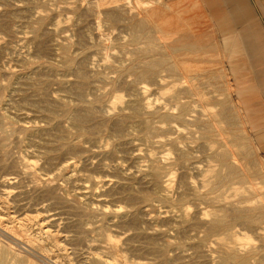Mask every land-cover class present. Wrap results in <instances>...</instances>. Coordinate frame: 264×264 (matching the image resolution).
Returning <instances> with one entry per match:
<instances>
[{
    "label": "rangeland",
    "instance_id": "rangeland-1",
    "mask_svg": "<svg viewBox=\"0 0 264 264\" xmlns=\"http://www.w3.org/2000/svg\"><path fill=\"white\" fill-rule=\"evenodd\" d=\"M163 10L0 0V216L28 215L56 264H220L222 238L264 264V160L222 50L208 24ZM216 214L230 225L211 228Z\"/></svg>",
    "mask_w": 264,
    "mask_h": 264
},
{
    "label": "crops",
    "instance_id": "crops-1",
    "mask_svg": "<svg viewBox=\"0 0 264 264\" xmlns=\"http://www.w3.org/2000/svg\"><path fill=\"white\" fill-rule=\"evenodd\" d=\"M145 1H162L163 11H183L189 25L210 26L230 72L231 90L264 160V0Z\"/></svg>",
    "mask_w": 264,
    "mask_h": 264
},
{
    "label": "bare ground",
    "instance_id": "bare-ground-1",
    "mask_svg": "<svg viewBox=\"0 0 264 264\" xmlns=\"http://www.w3.org/2000/svg\"><path fill=\"white\" fill-rule=\"evenodd\" d=\"M139 2L143 5V6H146V5H149V4H151L150 2H144V1H141V0H139ZM160 2V1H159ZM159 4V3H158ZM168 7V6H167ZM165 9V8H164ZM169 9V8H168ZM62 25V24H61ZM139 25V24H138ZM62 28V27H61ZM136 28V27H135ZM57 29H60V28H57ZM133 30V29H132ZM134 32V31H133ZM138 32H140V31H138ZM144 32V31H143ZM150 32V31H149ZM57 33V32H56ZM59 33V32H58ZM148 34V33H147ZM192 36V35H191ZM186 37H188V36H186ZM194 37V36H193ZM179 38V37H178ZM203 38V37H202ZM207 38V37H206ZM205 39V38H204ZM160 40V39H159ZM181 40V39H180ZM198 40V39H197ZM182 42V41H181ZM150 43H152L151 41H150ZM157 43V42H156ZM155 43V44H156ZM186 44V43H185ZM200 44V43H199ZM180 45V44H179ZM171 46V45H170ZM208 47V46H207ZM209 48V47H208ZM184 50V52L186 51V49H183ZM182 50V51H183ZM187 50H189V49H187ZM191 50H193V49H191ZM186 53H187V51H186ZM162 55H166V54H162ZM197 55V54H196ZM206 56V55H205ZM207 57V56H206ZM70 60V59H69ZM163 60V59H162ZM180 60V59H179ZM183 60H184V58H183ZM199 60V59H198ZM201 60V59H200ZM181 61V60H180ZM190 62V61H189ZM203 63V62H202ZM164 64V63H163ZM169 64V63H168ZM183 65L185 64L184 62L182 63ZM187 64V63H186ZM188 64H190V63H188ZM199 64H201V63H199ZM148 65V64H147ZM147 65H145V66H147ZM151 65V64H150ZM157 66V65H156ZM155 66V67H156ZM163 66V65H162ZM178 66V65H177ZM188 66V65H187ZM148 67H150V66H148ZM165 67V66H164ZM164 67H162V68H164ZM180 67V66H179ZM184 68H185V66H183ZM157 68V67H156ZM161 68V69H162ZM174 68V67H173ZM182 68V67H181ZM170 69H172V68H170ZM145 70V69H144ZM143 69H142V71H144ZM150 70V69H149ZM152 70V69H151ZM179 70V69H178ZM181 70V69H180ZM179 70V71H180ZM148 72V71H147ZM153 72V71H152ZM174 72V71H173ZM136 73H138V72H136ZM175 73V72H174ZM80 74V73H79ZM141 74V76L142 77H145L146 76V71H144V72H142V73H140ZM151 74V73H150ZM184 74V73H183ZM206 74H210V73H207L206 72ZM211 74H213L212 72H211ZM82 75V74H81ZM80 75V76H81ZM139 75V74H138ZM193 75V74H192ZM200 75V74H199ZM199 75H197V76H199ZM202 75V74H201ZM148 76V75H147ZM213 78V77H212ZM211 79V78H210ZM221 79V78H220ZM215 81V80H214ZM205 82V81H204ZM228 85V89L231 91V86H230V82L227 84ZM74 91H78V89L77 90H74ZM195 91V90H194ZM79 92V91H78ZM201 92V91H200ZM204 92V91H203ZM205 94V93H204ZM174 98V97H173ZM203 98H204V96H203ZM223 99V98H222ZM206 100V99H205ZM210 99L208 98V101H209ZM225 100V99H224ZM221 101V100H220ZM224 102V101H223ZM209 103V102H208ZM221 103V102H220ZM228 102L226 101V104H227ZM38 104V103H37ZM205 104V103H204ZM210 104V103H209ZM213 104V103H212ZM225 104V103H224ZM44 106V105H43ZM215 107V106H214ZM185 108H187L186 106H185ZM93 109V108H92ZM91 109V110H92ZM182 109H183V107H182ZM224 109L226 110L227 108H226V105H224ZM67 110V109H66ZM66 110H65V112H66ZM69 111V110H68ZM185 111V110H184ZM239 113L241 112V108H239ZM91 112V111H90ZM188 112V111H187ZM216 112V111H215ZM218 112V111H217ZM93 113H94V111H93ZM184 113V112H183ZM66 115V114H65ZM210 115H211V113H210ZM131 117V116H130ZM230 117V116H229ZM229 117H227L228 119H229ZM86 115H81V114H79V115H73V117H72V122L71 123H73V126L75 127V128H77L79 131H81L82 130V128H83V126H84V123H85V121H86ZM92 119V118H91ZM199 119V118H198ZM241 119V118H240ZM167 121V120H166ZM219 121H220V119H219ZM224 121H225V119H224ZM223 121V122H224ZM90 122V121H89ZM222 122V121H221ZM234 122V121H233ZM237 122V121H236ZM188 123V122H187ZM88 125V124H87ZM239 126V125H238ZM85 127V126H84ZM87 127V126H86ZM228 127H230V126H228ZM85 129V128H84ZM223 129V128H222ZM227 129V128H226ZM225 129V130H226ZM231 129V128H230ZM236 129V128H235ZM149 130V129H148ZM151 130V129H150ZM224 130V129H223ZM232 130H233V128H232ZM223 132V131H222ZM240 132V131H239ZM234 133V132H233ZM232 134V133H231ZM240 134V133H239ZM237 136V135H236ZM233 137V136H232ZM215 139H218V138H216L215 137ZM229 139V138H228ZM242 139V138H241ZM162 141V140H161ZM213 141H214V139H213ZM230 141V140H229ZM239 141H240V139H239ZM214 142H216V141H214ZM232 142V141H231ZM213 143V142H212ZM211 143V144H212ZM227 145V144H226ZM238 145V144H237ZM212 147H213V145H212ZM216 148H218V147H216ZM226 148V147H225ZM240 148V147H239ZM239 148H238V150H239ZM229 152V151H228ZM242 152V151H241ZM217 154V153H216ZM244 154V153H243ZM246 154V153H245ZM218 155V154H217ZM230 155V154H229ZM236 155V154H235ZM245 156V155H244ZM230 157V156H229ZM240 157V156H239ZM237 158H238V156H237ZM245 158V157H244ZM247 158V157H246ZM232 159H234V158H232ZM231 159V160H232ZM247 159H249V158H247ZM229 160V159H228ZM227 160V161H228ZM236 160V159H235ZM226 161V162H227ZM239 161H243V160H239ZM219 163V162H218ZM231 163V162H230ZM233 163V162H232ZM242 163V162H241ZM246 163V162H245ZM245 163H244V165H245ZM220 164V163H219ZM234 165H236V164H234ZM243 165V164H242ZM243 165V166H244ZM225 167H226V165H224ZM227 166H228V164H227ZM232 166H233V164H232ZM246 166V165H245ZM217 167V166H216ZM235 169H236V167H234ZM243 168H246V167H243ZM215 169V168H214ZM213 171V170H212ZM245 171V170H244ZM25 172H27V171H25ZM216 172V171H215ZM28 173V172H27ZM30 174H32L33 175V173H30ZM222 174V173H221ZM210 175H211V173H210ZM210 175H208V176H210ZM216 175V174H215ZM257 175V174H256ZM212 176H214V175H212ZM219 176V175H218ZM248 176V175H247ZM232 177V176H231ZM253 177V176H252ZM258 177V176H257ZM235 178V177H234ZM237 178V177H236ZM208 179H209V177H208ZM207 179V180H208ZM244 179V178H243ZM248 180H249V178H247ZM250 179H251V177H250ZM206 180V179H205ZM219 180V179H218ZM222 180H223V178H222ZM206 182V181H205ZM224 182V181H223ZM244 182V181H243ZM235 183V182H234ZM241 184V183H240ZM261 184V183H260ZM263 184V183H262ZM206 185V184H205ZM251 185V184H250ZM256 185V184H255ZM207 186V185H206ZM235 186H237V185H235ZM254 186V185H253ZM208 187V186H207ZM210 187V186H209ZM234 187V186H233ZM243 187V186H242ZM237 188V187H236ZM235 188V189H236ZM238 189V188H237ZM243 189H244V187H243ZM249 189V188H248ZM257 189V188H256ZM245 190V189H244ZM255 190V189H254ZM236 191V190H235ZM239 191V190H238ZM240 191H242V189L240 190ZM250 191V190H249ZM241 193V192H240ZM244 193V192H243ZM249 193V192H248ZM255 193V192H254ZM236 194V193H235ZM250 194V193H249ZM251 195V194H250ZM258 195V194H257ZM164 196V198H168L166 195H163ZM246 196V195H245ZM248 196V195H247ZM254 196V195H253ZM260 196V195H259ZM256 197V196H255ZM237 198V197H236ZM258 198V197H257ZM165 199V200H166ZM242 199V198H241ZM253 201V200H252ZM263 203V202H262ZM235 204H237V203H235ZM240 204V203H239ZM248 204V203H247ZM238 205V204H237ZM254 205H256V204H254ZM249 206V205H248ZM247 206V207H248ZM237 207V206H236ZM239 208V207H238ZM252 209V208H251ZM256 209V208H255ZM254 209V210H255ZM259 209H261V208H259ZM215 210V209H214ZM212 211V210H211ZM220 212V211H219ZM240 212V211H239ZM262 212H263V210H262ZM246 213H247V211H246ZM211 215V214H210ZM213 215V214H212ZM34 216V215H33ZM32 216V217H33ZM30 217V216H29ZM39 217V216H38ZM38 217H36L35 219H33V221L34 220H36V221H39L38 223L40 224L39 226H40V228L38 229L39 231H41L44 235H46L47 236V238H51V237H53L54 236V234L49 230V229H47L46 228V226H45V224H43V222L45 221V220H42V219H40V217L38 218ZM226 215H221V214H216V215H214V217H213V220H212V226H211V228H213V229H218V228H227L228 227V221H227V219H226ZM244 217H248V216H237V217H234V220H241V219H243ZM249 218V217H248ZM179 219V218H178ZM180 219L181 220H185V219H187V215L186 214H184V215H182L181 217H180ZM262 220V219H261ZM30 221V218H28V215H27V217H24L23 219H20V218H16V217H14V216H11V215H7L6 217H2V216H0V264H22V262L23 261H27L26 263L27 264H56L55 262H53V261H51L50 259H49V257L47 256V252L46 251H49V250H46V248L45 247H43V244L41 245V244H39V243H37V241L36 240H34L32 237H30V236H27L26 235V229H24L23 227L26 225L25 223H28ZM40 221H43V222H40ZM232 221V220H231ZM254 221H249V223H253ZM30 224V223H29ZM230 225V224H229ZM191 226V225H190ZM36 227V226H35ZM220 230V229H219ZM53 234V235H52ZM104 233H102V235H103ZM227 234V233H226ZM41 235V234H40ZM43 235V236H44ZM101 236V235H100ZM104 236V235H103ZM110 237H109V241H110ZM59 241V240H58ZM58 241L57 242H53L54 243V247L55 248H58L59 250H61V248H60V246H59V244H60V242H59V244H58ZM107 241V240H106ZM228 240H224L223 238H222V240L221 241H219V249H220V251H221V253H223V257H221L220 258V264H244V259H242L241 257H240V247L239 248H234V247H231L230 245H229V243L227 242ZM231 243V242H230ZM237 243H238V241H237ZM239 244V243H238ZM27 246L28 245V247L30 248V250H27L26 248H24V247H22V246ZM170 245V244H169ZM172 246V245H171ZM14 247L15 248H17L15 251H17V252H15L14 251ZM27 247V248H28ZM235 247H236V245H235ZM13 249V250H12ZM114 251V250H113ZM20 253L24 256V258L22 257V255H20ZM250 253V252H249ZM243 255V254H242ZM249 255V254H248ZM9 256H11V257H9ZM56 256V255H55ZM102 257V256H101ZM23 258V259H22ZM93 259L95 260L94 261V264H113V263H111L110 261H105V260H103V259H101V258H99V257H97V256H93ZM246 259V258H245ZM247 260V259H246ZM113 261V260H112Z\"/></svg>",
    "mask_w": 264,
    "mask_h": 264
}]
</instances>
